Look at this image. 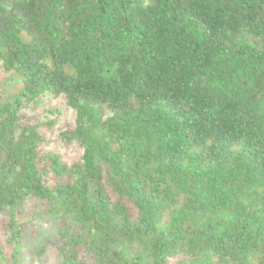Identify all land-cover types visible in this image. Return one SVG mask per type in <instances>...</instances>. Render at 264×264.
Instances as JSON below:
<instances>
[{
	"label": "trees",
	"instance_id": "obj_1",
	"mask_svg": "<svg viewBox=\"0 0 264 264\" xmlns=\"http://www.w3.org/2000/svg\"><path fill=\"white\" fill-rule=\"evenodd\" d=\"M0 79V264H264V0H0Z\"/></svg>",
	"mask_w": 264,
	"mask_h": 264
},
{
	"label": "rangeland",
	"instance_id": "obj_2",
	"mask_svg": "<svg viewBox=\"0 0 264 264\" xmlns=\"http://www.w3.org/2000/svg\"><path fill=\"white\" fill-rule=\"evenodd\" d=\"M0 86L4 87L2 79H0ZM52 108L54 111H50ZM65 109L63 101L55 103L52 96H45L40 104L26 108L23 114L31 117L30 121L35 119V122L40 123L41 132L44 134V142L40 146L42 152L52 151L62 155L64 161H69L76 152V148L74 145H68L59 137L60 133L71 125L73 117L72 111L69 108ZM49 123L54 124L50 125ZM38 203L40 202L31 200L27 204L26 213L20 215V218L27 219V217L33 216V207L43 205V203ZM36 223H38V229L31 227L26 231V246L21 254L22 264H37L38 260L39 264H58L57 245L54 244L58 233L57 220H54L52 216L41 215ZM4 237L5 230L0 222V241ZM45 243H47L46 251L39 257L38 249Z\"/></svg>",
	"mask_w": 264,
	"mask_h": 264
}]
</instances>
